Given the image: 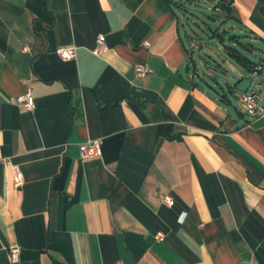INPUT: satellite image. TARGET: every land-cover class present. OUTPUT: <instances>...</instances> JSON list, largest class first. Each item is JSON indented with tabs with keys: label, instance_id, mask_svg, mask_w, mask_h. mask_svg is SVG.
Listing matches in <instances>:
<instances>
[{
	"label": "crops",
	"instance_id": "crops-1",
	"mask_svg": "<svg viewBox=\"0 0 264 264\" xmlns=\"http://www.w3.org/2000/svg\"><path fill=\"white\" fill-rule=\"evenodd\" d=\"M196 1L264 58V0H0V264H264V115L235 88L264 102V62L230 59Z\"/></svg>",
	"mask_w": 264,
	"mask_h": 264
},
{
	"label": "built area",
	"instance_id": "built-area-1",
	"mask_svg": "<svg viewBox=\"0 0 264 264\" xmlns=\"http://www.w3.org/2000/svg\"><path fill=\"white\" fill-rule=\"evenodd\" d=\"M105 36L103 34H99L97 36V44L93 49L94 53H99L101 50L105 48ZM76 46L75 45H66L60 46L58 48V53L62 58H73L76 56ZM262 67L261 64H258L252 70V74L255 75ZM151 69L145 65H137L136 72L139 76H147ZM17 101L22 104L23 107L27 109L35 108V100L32 93L26 92L25 94H21L17 97ZM240 102L243 109L253 115V116H262L264 115V102L260 99V94L252 89L241 92ZM101 144L102 141L99 138H88L85 141L81 142L80 154L83 158L97 156L101 153ZM13 166V181L16 186H21L24 180L23 172L18 164H12ZM161 199L164 204L171 206L174 204V198L170 194H161ZM20 251L21 248L19 245H11L9 246V254L10 258L13 262H17L20 260Z\"/></svg>",
	"mask_w": 264,
	"mask_h": 264
},
{
	"label": "trees",
	"instance_id": "trees-1",
	"mask_svg": "<svg viewBox=\"0 0 264 264\" xmlns=\"http://www.w3.org/2000/svg\"><path fill=\"white\" fill-rule=\"evenodd\" d=\"M209 18L214 19L212 14L209 15ZM212 36H218L224 43L226 52L227 54H229L230 59L237 63H240L249 70H253L256 65L264 62L263 57H260V60H256L243 52L242 49L246 48L247 44L253 43L250 40L245 42V44L243 43L241 37H245L247 36V34L232 33L228 29L220 31L219 28L216 27L212 29ZM225 37H227V39L229 40L228 43H225Z\"/></svg>",
	"mask_w": 264,
	"mask_h": 264
},
{
	"label": "rangeland",
	"instance_id": "rangeland-1",
	"mask_svg": "<svg viewBox=\"0 0 264 264\" xmlns=\"http://www.w3.org/2000/svg\"><path fill=\"white\" fill-rule=\"evenodd\" d=\"M195 3L196 4H192L190 6V8H188L189 11L192 13L191 14V18L193 20L200 21V23H201L202 19H205V20H207V22H209V24L211 26L216 27L214 20L209 18V17H207V13H211L213 11V9L211 7H209L210 4L208 2H205V1H203V2L196 1ZM197 15H199L200 18H197ZM213 15L215 16V19H218V21H222V18H220L217 13H214ZM220 25L223 28V27L228 25V22L226 20L224 22L222 21V22H220ZM192 26H193V28L196 29V31H198V33L201 34V31H200V28L198 27V25L192 24ZM208 41H209V43H211L210 40H208ZM242 50L248 56H250V57H252V58H254L256 60H260V57H261L260 54H254V52H252L251 50H248V49H246V50L242 49ZM215 51L218 52L217 50H215ZM215 51H214L213 54H214V56L217 57ZM227 65L230 66L229 63H227ZM237 66H239V65H237Z\"/></svg>",
	"mask_w": 264,
	"mask_h": 264
},
{
	"label": "water",
	"instance_id": "water-1",
	"mask_svg": "<svg viewBox=\"0 0 264 264\" xmlns=\"http://www.w3.org/2000/svg\"><path fill=\"white\" fill-rule=\"evenodd\" d=\"M220 6L224 9H230V6L226 3V2H221ZM233 79V78H232ZM236 84H235V88L238 91L244 92L247 91L249 89H251V85L254 81L252 76L249 75H245L242 78H240L239 80H236Z\"/></svg>",
	"mask_w": 264,
	"mask_h": 264
}]
</instances>
